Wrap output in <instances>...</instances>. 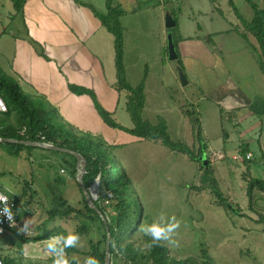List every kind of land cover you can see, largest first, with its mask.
Masks as SVG:
<instances>
[{
  "label": "rangeland",
  "instance_id": "1",
  "mask_svg": "<svg viewBox=\"0 0 264 264\" xmlns=\"http://www.w3.org/2000/svg\"><path fill=\"white\" fill-rule=\"evenodd\" d=\"M167 6L172 8L178 24L167 28L166 15H163V28L169 29V32L178 37L188 29L187 10L182 6V0H168L166 6H158L152 12L157 15L165 14ZM150 27L153 36L150 38L148 35V59H138L136 39L133 40L135 44L128 47V51L133 48L136 55L134 64L130 67L128 82H147L146 90L144 85L147 93L143 117L154 125L166 124L171 139L175 143L187 145L195 155L204 151L203 158L211 161L213 176L231 203L232 209L219 202L210 179L205 176L202 158L193 160L188 153L171 148L161 139H146L114 146L112 153L126 171L135 195L143 207L142 216L136 227L126 236L124 246L131 244L133 248L148 253L150 248H145L144 245L149 242V238L140 231L141 226L151 224L164 212L169 217L175 215L181 221V227L174 237L179 246L167 244L169 255L177 259L190 258L194 262L210 258L213 264H264V192L256 187L253 188L252 194L248 192L249 180L252 177L264 178V157L260 154V145L257 140L250 142L246 139L253 157L245 161L242 157L235 158L241 147L240 136L234 139L240 130L239 126H233L230 113L224 114L223 111L220 119L219 110L216 111L218 118L215 122L212 111H206L211 108L212 102L209 97L206 100L201 99L197 78L190 75L188 69L185 73L191 81L186 85L182 84L177 68L179 62L169 58L168 34L162 33L165 44L159 51L160 27L158 23L150 24ZM141 33L137 31L134 35L141 38ZM241 37L243 39L237 38V45L248 44L247 37ZM251 40L253 41L252 37ZM186 109L199 114L203 123L202 129L205 128L209 134L207 137H204L205 133L204 136L201 135L203 142L198 135L199 130H202L199 127L201 124L194 120L193 114L187 115ZM262 119L264 120V117ZM211 120L215 125L209 129L206 124ZM231 130L233 134L228 140L225 134L227 131L231 133ZM204 145L206 147H203ZM8 149L5 148L2 152L5 155L0 158V181L4 180L1 189L11 193L25 221L31 219V235L44 230L42 227L48 217V211L58 205L56 197L60 196L65 199L64 203H70L86 214L72 213L66 217H57L48 224L51 230L49 237L54 234H66L67 230L77 232L81 236V246L68 251L81 260L99 244L103 250L107 244L104 239V224L99 219L92 218L96 216L90 215L85 209L84 196L78 184V171L75 173L67 162L74 163V158L65 152L43 147L22 148L19 155L11 154ZM219 151L224 152L226 158L213 161ZM234 153L236 154L233 157ZM96 181L99 186L94 184L93 187L97 185V193L100 196L107 190L106 183L100 179V174L94 182ZM101 202L102 205L109 206L114 201H111V204L105 203L104 200ZM111 213L109 210L106 214L108 221ZM13 237L11 234L4 240L0 245V253L24 264H53V258L44 252L48 238L28 243L35 259H26L22 255L25 243L22 244L21 233ZM111 247L115 250L112 264H129L126 258L129 252L119 250L113 238ZM142 261L152 264V261Z\"/></svg>",
  "mask_w": 264,
  "mask_h": 264
},
{
  "label": "crops",
  "instance_id": "2",
  "mask_svg": "<svg viewBox=\"0 0 264 264\" xmlns=\"http://www.w3.org/2000/svg\"><path fill=\"white\" fill-rule=\"evenodd\" d=\"M167 1L114 0L113 4L124 10L121 23L127 79L136 58L133 48L128 51V47L136 39L138 59H148V35L153 36L150 24L158 23L159 51L165 44L162 33H172L180 54L179 65L197 78L201 99L209 97L212 102L206 111H212L215 122L217 110L220 119L223 111L230 113L233 126L240 128L234 139L240 136L245 143L257 140L264 157V71L260 46L242 20L254 18L253 7L248 0H182L188 13V29L176 37L163 28L162 22L163 15L170 12L178 23L172 8L167 6L165 14L152 12L158 6H166ZM253 1L264 19V0ZM23 3L22 11H18L13 0H0L1 71L17 79L27 94L45 98L76 131L102 136L112 148L148 139L110 126L89 93H78L70 87L72 84L93 90L117 122L134 127L127 110V93L117 88L115 36L97 15L108 13L107 0H24ZM137 31L142 32L141 38L135 37ZM241 35L247 37L248 44L237 45ZM195 114L202 129V120L196 111ZM215 122L211 120L206 125L210 129ZM201 132L202 136L205 133L204 137L209 135L205 128ZM232 134L233 130L227 131L226 138L229 140ZM241 141L240 146L244 143ZM5 148L0 147V158L5 155L2 153ZM3 185L4 180L0 181V187ZM19 220L25 223L23 215Z\"/></svg>",
  "mask_w": 264,
  "mask_h": 264
},
{
  "label": "trees",
  "instance_id": "3",
  "mask_svg": "<svg viewBox=\"0 0 264 264\" xmlns=\"http://www.w3.org/2000/svg\"><path fill=\"white\" fill-rule=\"evenodd\" d=\"M15 7L18 11H22L24 0H13ZM114 0H107L108 13L97 15L101 18L105 26L115 36V47H116V66L118 70V83L117 88L120 91L127 93V110L134 123V127H127L113 117L112 112L108 111L98 100L95 92L88 88L77 87L70 84L73 91L78 93L87 92L93 99L95 106L110 126L123 129L127 132L141 136L148 139H161L165 144L169 145L173 149H177L186 152L190 155L193 160H197L203 157L204 151H200V154L195 153L187 146L179 143H175L167 130L166 124L154 125L151 124L147 119L143 117V109L146 103V95L144 90V83H140L136 86L130 84L126 76V67L124 61V27L121 23V16L124 13L123 8L120 5H114ZM254 9V18L251 21H247L242 18L243 23L248 31L254 34L259 42L260 53H261V67L264 71V19L259 10V6L253 0H248ZM235 10H237L234 3ZM238 12V10H237ZM238 14H240L238 12ZM178 24V23H177ZM177 45V42L175 41ZM178 51V50H177ZM179 53V51H178ZM180 58V54H179ZM180 61V60H179ZM0 97H2L7 104V111H0V137L11 138L15 141H5L0 143V147H6L11 154L19 155L22 148L32 149L35 145L24 144L18 140H30V141H41L53 143L60 147L73 149L80 152L87 160V172L83 176V182L87 187H90L96 177L100 174V179L106 183L107 190L99 196V199L105 200L108 192L113 193V197L110 199L113 204L107 206L102 205V202L98 199L96 204L102 212L108 214L109 210L112 211L109 216L110 221L105 223L102 216L98 211L92 208L86 200L81 184L80 188L84 196L85 209L90 215H94L104 224V239L108 241L107 227L110 229V249L112 258L115 255L114 248L111 247V239L113 238L117 244L118 249L126 250L129 252L127 255V263L129 264H146L142 260L147 262L152 261V264H213V260L208 258L198 262H194L192 259H177L169 255V247L167 244L161 246H154L150 248L148 253H143L142 249L133 248L131 244L124 246V241L128 233L133 230L139 222L140 216H142L143 207L135 195L134 187L131 184V180L126 174V171L118 163L117 159L112 153L111 145L102 137L92 135L90 133H84L76 131L73 125L65 122L64 118L58 114L56 108L49 103L45 98L33 96L27 94L21 87L17 79L4 73L0 69ZM187 115H192L194 120L200 124V120L194 111L186 109ZM201 128V125L199 126ZM199 138H201V132H198ZM40 148V147H39ZM58 152H64L58 149ZM250 152L249 143H243L239 150V153L244 157V161L247 159V154ZM74 158V163L67 161L72 167L75 173H77V158L75 155L65 152ZM243 153V154H242ZM202 156V157H201ZM226 158V157H225ZM205 176L211 181V187L216 194L219 202L227 207H231V203L228 198L224 195L218 185L217 179L213 176V167L209 160L208 166H205ZM258 188L264 192V178L252 177L249 180L248 192L252 194L253 188ZM9 195L12 197L11 193ZM58 205L51 208L48 211V217L43 223V231L40 233L26 236L22 235V244L43 241L49 238L51 230L48 228V224L56 219L57 217H66L72 213L86 214L81 209L75 208L70 203H64L65 199L58 196L56 197ZM105 204V203H104ZM65 207V208H64ZM17 218L23 215L22 212L17 208ZM89 215V216H90ZM107 217V216H106ZM108 219V218H107ZM85 229V227H84ZM83 230V227H81ZM14 237L19 235V232L14 230ZM13 237V238H14ZM8 238L0 239V245L4 243V240ZM69 250V249H68ZM106 246L103 250L100 249V244L96 246L92 252L88 253V256H95L100 260L101 264H105ZM0 258L4 263L11 264H24L17 262L14 258H9L0 253ZM45 264V263H35Z\"/></svg>",
  "mask_w": 264,
  "mask_h": 264
},
{
  "label": "clouds",
  "instance_id": "4",
  "mask_svg": "<svg viewBox=\"0 0 264 264\" xmlns=\"http://www.w3.org/2000/svg\"><path fill=\"white\" fill-rule=\"evenodd\" d=\"M0 216H7L15 227V215L12 206L9 204L7 196L0 194ZM181 227V221L175 215L169 217L161 212L151 224L141 226L140 231L149 238V242L144 245L145 248L161 246L166 243L170 246L178 247V241L174 239L178 229ZM21 234L30 236L32 232L31 219L25 221L23 227L19 229ZM81 246V236L73 231L67 230L66 234H54L45 242L44 252L47 256L53 258V264H101L100 260L95 256H87L82 260L75 254H70L68 249ZM22 255L26 259H35L32 255L30 245L25 243L22 249Z\"/></svg>",
  "mask_w": 264,
  "mask_h": 264
},
{
  "label": "water",
  "instance_id": "5",
  "mask_svg": "<svg viewBox=\"0 0 264 264\" xmlns=\"http://www.w3.org/2000/svg\"><path fill=\"white\" fill-rule=\"evenodd\" d=\"M176 24H177L176 19L173 17L172 13L168 12L166 14V26L168 28H172V27L176 26ZM168 54H169V58L171 60H177L179 57V53L176 49V44H175L174 37H173L172 33H169V35H168ZM177 68L179 71V76H180L182 84L183 85L188 84L189 80H188V77H187L183 67L178 65ZM0 140L8 141V140H14V139L0 137ZM18 141H20L24 144L35 145V146H39V147H43V148L58 149V150L68 152V153L75 155L77 158V161H78L77 178H78V181L80 182V184L82 186L84 196H85L86 200L88 201L89 205L92 208H94L96 211H98V213H100V215L102 216L105 223H108L107 217L102 212L100 207H98V205L96 204L95 194L92 191V186L94 184H97L99 186V182L98 181L94 182L90 187H87L83 182V176L87 172V160L83 156V154H81L80 152L75 151L73 149L60 147L58 145H54L53 143H48V142L30 141V140H18ZM202 160L204 161L205 166H208L209 159L202 157ZM107 231H108V241L106 244L105 264H112V256H111V249H110V238H111V236H110L109 227H107Z\"/></svg>",
  "mask_w": 264,
  "mask_h": 264
},
{
  "label": "built area",
  "instance_id": "6",
  "mask_svg": "<svg viewBox=\"0 0 264 264\" xmlns=\"http://www.w3.org/2000/svg\"><path fill=\"white\" fill-rule=\"evenodd\" d=\"M7 109H8L7 104L5 103L4 99L0 97V111H7ZM237 155L238 156H236L235 158L240 159L242 157L244 159V157L240 153H238ZM225 157H226L225 153L222 151H219L217 152L216 156L213 157V161H220L224 159ZM251 157H252V153L249 152L247 154V158H251ZM0 194H3L8 197L9 204L10 206H12V211L15 215V221L13 223L14 224L16 223V226L13 227L11 221H9L7 216H0V239H3L4 237L5 238L10 237V235L13 234L14 230L20 232L19 229L23 227V224L17 218L16 211H17L18 205L15 199H13L7 192L2 190L1 187H0ZM107 195H108L107 198L104 200L105 203L110 202V199L113 197V193L108 192ZM98 199H99V193H97V197H95V200H98ZM2 207L3 205H0V208ZM0 264H11V263H4V261L0 258Z\"/></svg>",
  "mask_w": 264,
  "mask_h": 264
},
{
  "label": "bare ground",
  "instance_id": "7",
  "mask_svg": "<svg viewBox=\"0 0 264 264\" xmlns=\"http://www.w3.org/2000/svg\"><path fill=\"white\" fill-rule=\"evenodd\" d=\"M92 191H93L94 194H97V192H98L97 191V185H95V187L92 186Z\"/></svg>",
  "mask_w": 264,
  "mask_h": 264
}]
</instances>
